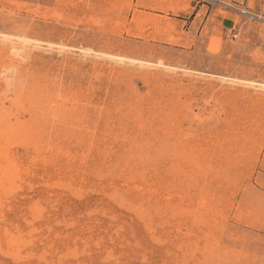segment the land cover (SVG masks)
<instances>
[{
  "label": "rangeland",
  "instance_id": "rangeland-1",
  "mask_svg": "<svg viewBox=\"0 0 264 264\" xmlns=\"http://www.w3.org/2000/svg\"><path fill=\"white\" fill-rule=\"evenodd\" d=\"M0 264H264V0H0Z\"/></svg>",
  "mask_w": 264,
  "mask_h": 264
}]
</instances>
